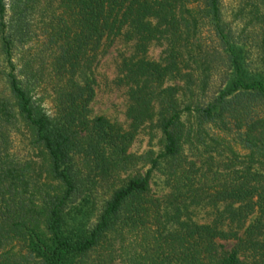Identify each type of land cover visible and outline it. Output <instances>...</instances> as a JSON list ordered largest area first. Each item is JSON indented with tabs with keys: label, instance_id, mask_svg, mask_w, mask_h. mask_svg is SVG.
Returning a JSON list of instances; mask_svg holds the SVG:
<instances>
[{
	"label": "trees",
	"instance_id": "1",
	"mask_svg": "<svg viewBox=\"0 0 264 264\" xmlns=\"http://www.w3.org/2000/svg\"><path fill=\"white\" fill-rule=\"evenodd\" d=\"M236 4L239 30L219 0H0V264H264V0ZM117 40L126 128L88 107Z\"/></svg>",
	"mask_w": 264,
	"mask_h": 264
},
{
	"label": "rangeland",
	"instance_id": "2",
	"mask_svg": "<svg viewBox=\"0 0 264 264\" xmlns=\"http://www.w3.org/2000/svg\"><path fill=\"white\" fill-rule=\"evenodd\" d=\"M220 1V13L222 19L226 23H232L239 30L241 28L238 23V19L234 18L236 10L238 8L237 0H219ZM131 51V43H124L122 40L115 41L108 50L99 57L95 64L92 72L93 77V92L94 96L89 103V115L103 116L111 123H116L122 128H126V120L124 117L125 108L127 105V98L125 94V88L119 82L120 74L118 71V65L123 57L129 55ZM163 46L159 43H152L145 54L146 60L159 62L162 56ZM48 102H45L44 106L47 108ZM154 120V119H153ZM152 120V121H153ZM181 121L186 122L184 118ZM23 139L19 136H14V145L17 151L22 154L25 153L22 141ZM127 152L133 157L143 156L145 160H139L135 163L134 167L127 173L121 175V179L126 176L134 174L142 175L148 168L147 157L154 158L162 152L161 136L157 125L144 124L134 134L131 144ZM181 154L188 158L187 147L183 146ZM162 164L159 165L158 169L154 170L149 179L150 193L159 197L166 193L164 183V173ZM102 189L99 190L98 198L93 204L94 209H98L99 201L107 197L103 194ZM99 202V203H98ZM94 210V212H95ZM207 209L199 210L195 214V220L202 223L207 221ZM93 213V212H92ZM93 220V216L90 217V221Z\"/></svg>",
	"mask_w": 264,
	"mask_h": 264
}]
</instances>
